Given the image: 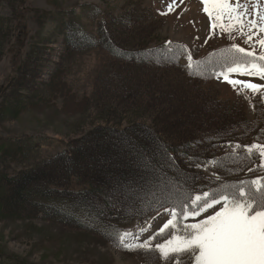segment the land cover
<instances>
[{
	"label": "trees",
	"instance_id": "1",
	"mask_svg": "<svg viewBox=\"0 0 264 264\" xmlns=\"http://www.w3.org/2000/svg\"><path fill=\"white\" fill-rule=\"evenodd\" d=\"M118 18L122 24L139 27L143 23L141 14L131 9ZM64 25L66 46L81 50L99 43L122 61L114 64L116 68L107 78L97 80L96 86L104 93L115 86L114 95L120 103L138 114L128 120L97 124L35 168L6 173L2 176L5 186L0 189V214L37 217L81 235H95L102 245L121 249L115 236L129 222L172 207L163 200L165 186L176 185L197 194L221 181L252 180L264 170L255 153L249 156L243 147H236L255 141L264 144V118L250 121L240 102L222 99L213 87L203 83L210 82L220 70L216 59L212 64L202 62L209 53L197 58L188 46L168 39L160 42L152 33L149 39L144 33L141 40L127 45L115 36L104 16L98 37L80 22ZM188 52L193 61L201 62L198 67L194 64L189 69L180 64ZM184 72L186 76L180 77ZM125 140L148 151L150 168L138 166ZM160 145L164 149L153 154ZM209 162H214L219 179L197 170L198 165ZM145 184L152 186L153 195L142 190ZM6 259L31 264L0 252V261ZM111 261L104 258L103 264ZM89 264L98 263L92 260Z\"/></svg>",
	"mask_w": 264,
	"mask_h": 264
},
{
	"label": "rangeland",
	"instance_id": "2",
	"mask_svg": "<svg viewBox=\"0 0 264 264\" xmlns=\"http://www.w3.org/2000/svg\"><path fill=\"white\" fill-rule=\"evenodd\" d=\"M241 2L251 7L256 0ZM169 3L171 0H0V189L5 186L2 176L6 173L35 168L97 124L128 120L138 114L133 109L127 111L120 103L114 95L115 86L109 93L96 86L97 80L107 78L115 70L114 64L122 61L99 43L81 50L66 46V22H80L98 37L104 16L115 36L127 45L141 40L144 33L147 38L152 33L160 42L168 39L188 46L197 58L209 53L202 62L212 64L216 59L215 66L220 63V48L233 43L248 50L255 48L259 53L256 36L247 41L233 33L235 39H231L227 33L213 30L201 0H177L179 6L162 15ZM126 9L141 14L143 23L139 27L118 20ZM180 64H189L186 55ZM219 71L210 82L203 83L213 87L222 99L240 102L250 121L263 119L264 90L240 92L223 77L218 79ZM232 78L264 84L260 77L234 73ZM214 165L209 162L196 168L217 179ZM257 177H264L263 169L253 179ZM169 218L163 208L145 219L129 222L122 231L137 233L151 224V229L139 236L143 241ZM191 222L192 218L185 221ZM97 238L29 215L0 214V252L31 264H89L92 260L103 264L104 258L112 260L111 264H165L156 253L104 246ZM165 238L168 237H158L153 243H163ZM0 264L20 263L6 259Z\"/></svg>",
	"mask_w": 264,
	"mask_h": 264
},
{
	"label": "snow or ice",
	"instance_id": "3",
	"mask_svg": "<svg viewBox=\"0 0 264 264\" xmlns=\"http://www.w3.org/2000/svg\"><path fill=\"white\" fill-rule=\"evenodd\" d=\"M179 2L183 3V0ZM201 2L213 30L219 29L220 34L227 33L231 39H235L233 33L246 37L247 41H252L256 36L260 49L257 53L255 48L248 50L236 43L220 49L217 78L223 77L225 82L240 92L264 90V84L232 78L235 73L264 79V38H261V34H264V4L261 0H256L251 7L241 0ZM178 6L177 0H171L167 11L161 14L167 15ZM168 44L171 45V41ZM172 54L175 55V51ZM187 58L189 69L201 63L193 61L190 52ZM193 74H196L195 70ZM123 143L139 167L145 170L151 167L148 151L131 140ZM236 147H243L249 156L255 153L264 161V144ZM162 149L164 146H158L153 154ZM164 154L172 159L166 150ZM248 170L252 171L251 168ZM142 190H146L147 195L154 194L151 185H143ZM162 193L164 202L172 205L170 209L165 208L170 218L143 241H139V236L148 232L151 224L139 228L137 233L129 230L117 233L115 239L120 247L129 251L156 253L165 264H183V261L187 264H264V177L237 183L221 181L207 191L201 189L198 194L190 189H179L176 185L171 188L165 186ZM189 218L194 222L185 223ZM158 237L168 238L163 243H153ZM128 240L132 242H126Z\"/></svg>",
	"mask_w": 264,
	"mask_h": 264
}]
</instances>
